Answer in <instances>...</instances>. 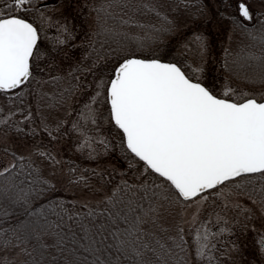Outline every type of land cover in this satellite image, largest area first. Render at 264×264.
Wrapping results in <instances>:
<instances>
[{"label": "snow or ice", "instance_id": "obj_1", "mask_svg": "<svg viewBox=\"0 0 264 264\" xmlns=\"http://www.w3.org/2000/svg\"><path fill=\"white\" fill-rule=\"evenodd\" d=\"M0 264H264V0H0Z\"/></svg>", "mask_w": 264, "mask_h": 264}, {"label": "rangeland", "instance_id": "obj_2", "mask_svg": "<svg viewBox=\"0 0 264 264\" xmlns=\"http://www.w3.org/2000/svg\"><path fill=\"white\" fill-rule=\"evenodd\" d=\"M83 29L86 31L87 30V26L83 25L82 26ZM80 35H83V31L80 32ZM219 38V37H216ZM216 38H214V45L216 46V41L218 42V45L220 44V41L222 40L221 38L216 40ZM105 160H107V158H105L104 160L99 161L98 163H100L101 165L105 162ZM113 162V161H112ZM257 228H260V221L257 220L255 221ZM259 240V235L256 232L253 231H249L248 235H247V240L245 241V248H244V255L248 258L251 259L252 257L256 256L257 254V242Z\"/></svg>", "mask_w": 264, "mask_h": 264}, {"label": "trees", "instance_id": "obj_3", "mask_svg": "<svg viewBox=\"0 0 264 264\" xmlns=\"http://www.w3.org/2000/svg\"><path fill=\"white\" fill-rule=\"evenodd\" d=\"M208 2H209V4L211 5L212 4V0H208ZM214 38H216V37H214ZM223 39V37L222 36H220L219 38H216V40H218V39ZM237 39H239V38H235L234 39V41H233V43L235 44L236 43V40ZM216 46H215V48H214V51H215V54L218 56L219 55V45H218V42L216 41ZM113 162H115V161H113Z\"/></svg>", "mask_w": 264, "mask_h": 264}]
</instances>
